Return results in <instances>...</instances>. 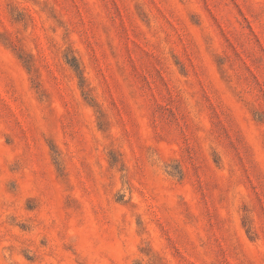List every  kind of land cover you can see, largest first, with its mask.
Wrapping results in <instances>:
<instances>
[{"label":"rangeland","instance_id":"obj_1","mask_svg":"<svg viewBox=\"0 0 264 264\" xmlns=\"http://www.w3.org/2000/svg\"><path fill=\"white\" fill-rule=\"evenodd\" d=\"M0 264H264V0H0Z\"/></svg>","mask_w":264,"mask_h":264}]
</instances>
